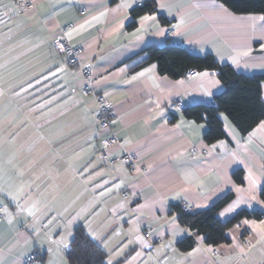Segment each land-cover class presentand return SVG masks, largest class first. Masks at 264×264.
Wrapping results in <instances>:
<instances>
[{
  "label": "crops",
  "instance_id": "0c3cea01",
  "mask_svg": "<svg viewBox=\"0 0 264 264\" xmlns=\"http://www.w3.org/2000/svg\"><path fill=\"white\" fill-rule=\"evenodd\" d=\"M25 1L31 7L22 11L14 0H0V184H31L41 203L35 217L20 213L10 222L3 214L0 264H24L30 252L43 264H70L66 251L79 225L100 237L93 241L112 264H264L259 230L242 224L264 221V132L257 130L264 119L242 134L221 112L226 138L206 143V123L186 118L182 108L208 103L223 90L216 72L173 79L154 62L136 68L147 45L168 41L195 55L211 53L238 73L264 74V21L249 18L263 14L235 13L220 0H151L157 11L135 18L130 10L147 0ZM144 15L156 20L142 24ZM63 34L83 47L80 66H91L93 91L112 103L111 129L119 143L107 148L108 155L132 153L139 170L99 154L110 130L94 121L96 101L82 93L79 67L68 66L53 49ZM203 72L209 75H196ZM236 169L243 171L242 182L233 178ZM249 172L257 180L256 200L250 199ZM228 193L218 218L241 209L262 215L239 219L225 231L227 242L212 246L194 235L195 246L179 250L177 242L193 234L172 207L201 210ZM61 237L67 247L54 243ZM194 248L201 251L188 256Z\"/></svg>",
  "mask_w": 264,
  "mask_h": 264
},
{
  "label": "trees",
  "instance_id": "16d2710c",
  "mask_svg": "<svg viewBox=\"0 0 264 264\" xmlns=\"http://www.w3.org/2000/svg\"><path fill=\"white\" fill-rule=\"evenodd\" d=\"M235 13H261L264 15V0H220ZM157 11L153 1H144L130 10L133 18L143 13ZM163 23L169 20L160 15ZM134 22H132L133 24ZM141 54L145 58L136 66L141 67L154 62L162 75L177 79L193 71H216L224 85L221 92L213 96L208 103H196L182 108L183 115L196 122H205L207 129L203 135L206 143H212L226 138L220 113L235 124L242 134H247L255 125L264 119V103L261 99V81L264 74L246 75L236 72L227 64H220L211 53L193 54L186 46L165 42L161 45L151 43ZM177 118L172 115L171 121ZM237 182H242L243 171L236 169L232 173ZM231 193L216 201L211 206L201 210L184 209L181 204L172 207V212L178 215L179 222L192 231L193 235L184 237L176 246L181 251H188L195 246V236H203L204 242L215 246L227 242L225 231L243 217L259 218L262 214L257 210L241 209L226 220L216 216L217 211L230 198ZM264 202V186L260 191ZM70 264H107L105 251L79 225L73 231L70 246L66 251Z\"/></svg>",
  "mask_w": 264,
  "mask_h": 264
},
{
  "label": "built area",
  "instance_id": "2783aa9c",
  "mask_svg": "<svg viewBox=\"0 0 264 264\" xmlns=\"http://www.w3.org/2000/svg\"><path fill=\"white\" fill-rule=\"evenodd\" d=\"M14 2L16 6L22 11H25L31 7L30 3L26 2L25 0H14ZM52 45L54 51L64 57L65 62L68 66L79 67V71L85 83L82 89V93L84 95L93 94L96 101V110L94 111V121L99 129L110 130V134L101 140L102 149L99 150V154L110 162L120 161L125 163L133 172L139 170L141 167L137 165L135 157L132 153L125 152L118 157H110L107 153L108 147L119 143V137L117 136L116 132L111 129V119L114 116L112 110V103L108 101L102 94L93 91L90 85L92 79L91 66L88 65L80 66V58L84 51L83 47L72 43L65 34H63L60 37H57L53 41ZM184 209H186L185 206ZM2 217L3 214L0 213V219ZM146 235L148 236L149 233L146 232ZM24 264H43V263L38 253L30 252L24 257Z\"/></svg>",
  "mask_w": 264,
  "mask_h": 264
},
{
  "label": "snow or ice",
  "instance_id": "6c2138e0",
  "mask_svg": "<svg viewBox=\"0 0 264 264\" xmlns=\"http://www.w3.org/2000/svg\"><path fill=\"white\" fill-rule=\"evenodd\" d=\"M160 7L163 9L165 7V5L161 4ZM219 7L224 8L223 5H220ZM224 11L227 12L228 10L226 8H224ZM249 18L252 20L258 19V20L264 21V15H260L258 17L252 16ZM140 19H141V23L143 24V22H145V21H155L156 17L154 15H144ZM173 27H178V26L174 25ZM141 31H143V28L137 29V32H141ZM60 70L63 71V69H60ZM141 75H143V73H141ZM196 75L208 76L209 73H207V72L196 73ZM225 120L227 121V117H225ZM257 130L264 132V121L260 122V124L257 127ZM257 130H254L253 132L249 133V138H248L249 143H251L252 137L256 136ZM220 144L223 145L224 142L220 141ZM215 147H216V145H213V148H215ZM247 179L250 183V189H249L250 193H251L250 199L256 200L257 196H256L255 190L258 187L257 180L252 176V174L250 172L247 176ZM105 183H107V182H105ZM31 187H32L31 184L25 185L23 183H21L19 185L9 184L7 186H5L4 184H0V213L4 214L9 219L10 222H11L12 218L14 217V215H18L20 213H26L28 217H35L37 212L40 210L39 205H40L41 201L39 199L33 198V194L31 192ZM103 194L104 193H101V195H103ZM240 202H241L240 200L234 202V204L230 205L226 211H229V212L233 211L235 209V207H237L239 205ZM10 207H14L16 209V211L15 212L10 211ZM51 211H52V209L48 208L45 212L41 213V215L42 216L47 215L48 212H51ZM223 214L224 213H221V215H223ZM77 215L79 216L80 214L78 213ZM52 219L55 220L56 217L53 216ZM74 219H76V217H73V220ZM73 220H69L67 222V224L65 225V227L70 226L72 224ZM49 223H51V221H49ZM249 223H252L254 230H257V229L259 230L261 240H264V221H261L259 223V225H257L255 222H250L248 220L242 221V224H245V225H247ZM236 227L239 228L240 225H237ZM117 235H119V233H117ZM89 238L92 240L100 239L99 236L95 235L91 231L89 232ZM137 239L141 243H146L143 240V237L138 236ZM54 243H56L58 245V247L60 245L67 247V244L65 242L64 237H61V239L59 241H54ZM129 243H131V241ZM105 247H107V244H105ZM200 251H201L200 248H194L187 255L193 256ZM241 251H243V249H241ZM139 255H140V253H137V256H139ZM135 258L136 257H133V259H135ZM107 264H112L111 258H109V260L107 261Z\"/></svg>",
  "mask_w": 264,
  "mask_h": 264
}]
</instances>
